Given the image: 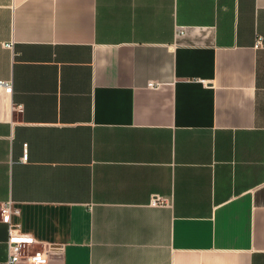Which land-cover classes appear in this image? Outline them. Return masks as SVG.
<instances>
[{
	"label": "crops",
	"instance_id": "crops-1",
	"mask_svg": "<svg viewBox=\"0 0 264 264\" xmlns=\"http://www.w3.org/2000/svg\"><path fill=\"white\" fill-rule=\"evenodd\" d=\"M0 82L47 264H264V0H0Z\"/></svg>",
	"mask_w": 264,
	"mask_h": 264
},
{
	"label": "built area",
	"instance_id": "built-area-1",
	"mask_svg": "<svg viewBox=\"0 0 264 264\" xmlns=\"http://www.w3.org/2000/svg\"><path fill=\"white\" fill-rule=\"evenodd\" d=\"M178 33L179 35H184L185 28H179ZM260 44L261 39L259 38L257 45ZM8 47L12 48V45H8ZM0 86H3L8 94H11L13 91V87L9 83L0 82ZM148 86L150 88L157 87L153 83H150ZM19 109L23 111L22 106ZM28 159V146L25 145L22 161L28 162ZM152 204L155 206L159 205L158 199L152 200ZM19 214L20 211L14 208L12 201L0 202V221L9 227L7 264H47L53 250L62 251V248H55L50 245L35 250L34 247L40 243L31 235L23 233L20 226L13 223V217Z\"/></svg>",
	"mask_w": 264,
	"mask_h": 264
}]
</instances>
